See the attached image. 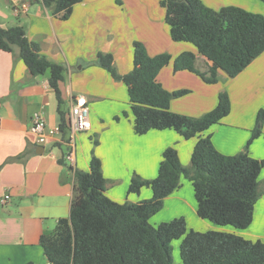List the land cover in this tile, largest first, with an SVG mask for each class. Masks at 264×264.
Wrapping results in <instances>:
<instances>
[{
	"label": "crops",
	"instance_id": "obj_1",
	"mask_svg": "<svg viewBox=\"0 0 264 264\" xmlns=\"http://www.w3.org/2000/svg\"><path fill=\"white\" fill-rule=\"evenodd\" d=\"M14 2L18 12L14 11ZM201 2L213 10L235 6L264 15V3L259 0ZM25 3L27 8L22 9ZM14 26L23 28L27 39L38 44L49 62L63 67L59 89L66 118L73 100L84 96L91 120V129L84 133L100 135L92 150L90 144L78 147L82 136L73 133L69 125L63 135L57 101L48 84L50 72L33 76L19 58L18 48L11 53L0 50V264H49L39 239L52 233L59 219L69 216L73 170H89L91 151L101 161L106 196L117 203H137L150 199L152 192L143 188L139 194H129L131 176L155 178L162 152L169 146L177 150L183 166L189 165L197 142V138L185 140L170 129L135 134L131 109L117 103L122 94L124 99L127 88L99 65L97 54H111L120 75L132 68L133 41L141 42L150 56L167 53L174 59L191 51L201 72H207L212 63L190 44L171 40L160 0H82L67 20L35 0H0V27ZM218 76L221 88L216 95L208 93L206 83L195 74L174 72L171 61L158 73L157 82L169 92L191 90L183 96H189L187 100H171L169 108L194 118L213 110L218 94L225 91L231 102L230 112L203 136L210 135L223 155H234L243 150L255 128L257 112L264 110V52L235 78L223 72ZM125 110V118L120 117ZM35 111L42 113L49 128L58 130L43 145L37 144L29 132ZM261 132L248 150L254 159L264 158V124ZM69 140L73 161L66 159ZM258 180L260 189H264V169ZM190 187L191 183L182 178L180 188L164 199L163 208L150 218V224L157 226L183 217L187 227L197 232L224 231L264 243V192L255 205L251 225L237 230L199 218ZM5 195L9 198L2 203Z\"/></svg>",
	"mask_w": 264,
	"mask_h": 264
},
{
	"label": "trees",
	"instance_id": "obj_2",
	"mask_svg": "<svg viewBox=\"0 0 264 264\" xmlns=\"http://www.w3.org/2000/svg\"><path fill=\"white\" fill-rule=\"evenodd\" d=\"M35 1L67 20L82 0ZM160 5L165 9L171 40L190 44L210 61L207 72L196 68V55L191 51L174 59L167 53L150 56L139 41L132 43V68L124 75L115 69L111 54L98 53L97 60L114 80L126 86L135 134L170 129L185 140L197 138L190 163L183 166L177 150L165 148L157 176L148 180L133 174L127 189L129 194H139L141 189L149 188L151 198L117 203L106 196L101 161L91 151L89 170H73L69 216L59 219L54 231L39 239L49 264H172L174 240H180L181 264H264V243L260 240L250 241L224 231L197 232L187 227L183 217L157 226L149 222L184 178L193 187L199 218L237 230L251 225L255 205L264 192L258 180L264 158H252L248 150L262 134L264 110L257 112L255 128L243 150L223 155L214 147L211 136L203 135L229 114L228 95L220 93L215 108L199 118L174 113L169 108L171 100L188 91L165 90L157 82V75L172 61L174 72L188 71L206 84L217 83L219 72L236 77L264 52V15L235 6L213 10L201 0H162ZM15 47L31 75L50 72L48 84L58 105L59 129L66 135L69 120L61 109L59 89L63 67L49 62L38 44L27 39L22 27H0V50L11 53Z\"/></svg>",
	"mask_w": 264,
	"mask_h": 264
},
{
	"label": "built area",
	"instance_id": "obj_3",
	"mask_svg": "<svg viewBox=\"0 0 264 264\" xmlns=\"http://www.w3.org/2000/svg\"><path fill=\"white\" fill-rule=\"evenodd\" d=\"M20 7L22 9H26L27 4H22ZM13 8L15 12H18V6L16 2H14ZM68 120L69 127L73 133L87 132L91 129L88 103L84 96H78L73 100L70 107ZM29 132L35 137L37 144L43 145L49 138L57 134L58 130L49 128L43 118L42 113L40 111H35L31 115ZM70 146H72L71 141L67 149L66 159H68L69 161H73L72 148ZM8 198L9 196L5 195L1 202L5 203Z\"/></svg>",
	"mask_w": 264,
	"mask_h": 264
},
{
	"label": "rangeland",
	"instance_id": "obj_4",
	"mask_svg": "<svg viewBox=\"0 0 264 264\" xmlns=\"http://www.w3.org/2000/svg\"><path fill=\"white\" fill-rule=\"evenodd\" d=\"M162 0H160V2H161ZM260 1V0H259ZM261 3H263L262 1H260ZM158 8H159V6H157ZM147 12V11H146ZM235 78V77H234ZM218 81H219V79H218ZM206 86L208 87V93H212V94H217V90H218V88H221V84H218V83H215V84H206ZM183 90V89H182ZM189 93H191V90H190V92H187L186 94H184L183 96H186V95H188ZM221 93H226L225 91L224 92H221ZM220 94V93H219ZM218 94V95H219ZM227 94V93H226ZM228 95V94H227ZM183 96H181V97H177V98H175V99H177L178 101H180V100H187L188 99V97H183ZM217 97V96H216ZM229 97V96H228ZM122 100H119L117 103L119 104V106L120 107H124V109L126 108L127 110H128V108H130V107H128L129 106V103H128V97H127V94L125 95V93H124V99H123V94H122ZM174 100V99H173ZM231 103V102H230ZM63 110H65L64 108H63ZM123 114H127V111L125 110V111H123V113L121 114V116L120 117H122V118H125V116L123 115ZM179 114V113H178ZM117 118V117H116ZM115 121H116V119H114ZM80 136H82V139L79 141H77V145H78V147H80V145H85V144H90L91 145V150L93 149V148H95L96 147V145H95V141L97 142V143H99V139H100V135H98V134H93V133H84V132H82V133H80L79 134ZM250 139V138H249ZM256 140V139H255ZM254 140V141H255ZM253 141V142H254ZM90 150V151H91ZM190 191L192 192L193 191V189H192V185H191V187H190ZM224 228H229V229H233V227H231V226H224ZM179 243H180V240H174V241H172V243H171V256H172V264H180L179 263Z\"/></svg>",
	"mask_w": 264,
	"mask_h": 264
}]
</instances>
